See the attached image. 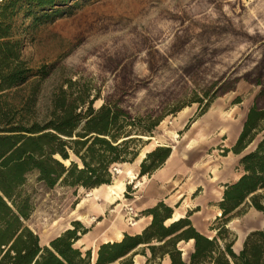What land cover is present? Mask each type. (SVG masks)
I'll use <instances>...</instances> for the list:
<instances>
[{
  "label": "rangeland",
  "instance_id": "1",
  "mask_svg": "<svg viewBox=\"0 0 264 264\" xmlns=\"http://www.w3.org/2000/svg\"><path fill=\"white\" fill-rule=\"evenodd\" d=\"M116 1L75 0L58 8L53 22L32 26L30 20L18 21L17 33L25 41L23 58L38 82L37 118H49L53 96L72 81V91L93 100L95 110L107 104L127 112L134 122L139 117L164 118L150 140L139 137L130 151L140 155L152 142L164 148L180 144L186 156L196 151L195 165L205 159L215 162L198 141L179 143V138L207 105L209 112L220 103L222 120L232 122L252 104L264 109V0H124L127 11L114 19ZM237 97L244 105L234 107ZM184 109L189 115L179 132L175 124ZM69 153L70 162L83 168ZM118 175L112 174L111 184ZM135 186L127 185L124 205L134 199ZM91 190L61 181L49 187L37 173L29 174L20 188L32 210L26 225L38 236L51 233L58 221L65 226ZM87 210L84 206L80 213ZM229 228L239 240L241 234L246 238L264 229V219L247 202ZM180 247L192 250L185 243Z\"/></svg>",
  "mask_w": 264,
  "mask_h": 264
},
{
  "label": "trees",
  "instance_id": "2",
  "mask_svg": "<svg viewBox=\"0 0 264 264\" xmlns=\"http://www.w3.org/2000/svg\"><path fill=\"white\" fill-rule=\"evenodd\" d=\"M73 1L0 3V264H92L91 251L83 253L74 247L78 233L86 232L79 222L49 246L41 245L40 237L25 223L32 210L20 188L31 173H37L49 187L59 181L87 189L110 185L115 164L134 162L139 151H130V146L140 142L139 137H152L164 119L147 116L134 122L127 112L113 110L107 104L95 110L94 101L86 99L85 94L76 95L72 91L75 83L69 81L67 89L53 96L49 118L39 121L35 112L38 82L23 58L25 41L17 33L18 21L30 20L32 26L53 22L58 8ZM206 107L209 109V105ZM81 126L83 132L78 133ZM115 128L117 133H113ZM69 151L83 168L74 161L69 166L62 162L70 161ZM232 152H245L240 160L244 174L226 187L214 238L199 233L189 216L166 225L173 218V210L160 203L146 212L152 222L141 234H126L120 242L100 246L96 264H134L136 255L146 257L147 264H160L166 256L171 264H264V229L248 234L242 249L235 252L236 237L227 228L247 202L264 218V109L252 106ZM170 153V148L158 147L147 154L139 176L160 168ZM190 241L193 251L185 261L180 244Z\"/></svg>",
  "mask_w": 264,
  "mask_h": 264
},
{
  "label": "crops",
  "instance_id": "3",
  "mask_svg": "<svg viewBox=\"0 0 264 264\" xmlns=\"http://www.w3.org/2000/svg\"><path fill=\"white\" fill-rule=\"evenodd\" d=\"M237 100L238 97L233 100L234 107L244 105L242 101L235 104ZM219 106L220 103L214 109L193 122L197 123L198 131L197 134L190 136V138L197 139L201 149L203 148L204 151L209 150L211 152L206 155L207 157L212 159L211 157L214 156L213 158L216 161L214 162L213 159L206 161L205 159L203 163L195 165L197 159L196 151L192 152V156L190 155V157L182 152L180 144L170 147L171 153L165 163L151 174L139 177L141 186H135V192L133 193L134 199L126 200V202L129 201L133 205L139 215L137 226L130 227L128 225L124 207L122 208V214L119 211L118 205L114 207L116 205L107 204L106 208L101 211L100 207L102 202H98V206L92 208L93 200L91 196L85 198L87 202L82 206H87V211L83 214L80 213L82 209V207L78 209L80 203L75 210L80 215L86 216L90 221L89 224L79 222L75 217L59 233L52 234L51 232L43 236L39 235L41 245L49 246L53 239L68 230H73V224L79 222L86 232L84 234L78 233L79 239L76 241L74 247L83 253L91 251V263L96 264L100 246L107 243L120 242L126 234L132 236L141 234L152 222V217L146 212L155 208L160 203L165 204L173 210V218L178 213L183 218L189 216L193 227L199 233L211 239L214 238L217 234V228L220 226L219 223L222 216L220 203L223 200L226 187L236 183L244 174L243 169L240 167V160L248 149L242 154L237 155L232 152V148L236 145L242 133L248 113L253 104L239 117V121L235 120L234 122L222 120V113L219 110ZM192 125L185 130L183 133L184 136L179 138V143L184 140L187 131L191 130ZM184 126L176 127V129L181 132ZM157 147L153 142L149 143L147 146L148 149L145 152L149 154ZM223 153L227 154L225 158L218 160L216 157ZM140 156L141 154L133 164H129L138 175H140V165L143 161V159L140 160ZM255 213L263 217L256 210ZM92 219L95 220L92 221ZM171 223L172 219L168 220L166 225H170ZM229 224L227 225L228 229H230ZM118 231L122 234L121 238L117 237ZM44 237H47L45 241L42 239ZM236 242L233 247L234 250L236 248ZM191 245L192 252L193 244ZM239 251L235 250V252ZM133 262L134 264H147V258L142 255H136ZM160 264H171L170 258L168 256L164 257Z\"/></svg>",
  "mask_w": 264,
  "mask_h": 264
},
{
  "label": "bare ground",
  "instance_id": "4",
  "mask_svg": "<svg viewBox=\"0 0 264 264\" xmlns=\"http://www.w3.org/2000/svg\"><path fill=\"white\" fill-rule=\"evenodd\" d=\"M127 1L125 2L124 0H117L114 4V7L111 8L112 12L115 13L116 15L113 16L114 19H118L123 16V14L127 11V6H126ZM111 12V13H112ZM189 115L188 109H184L179 113V117L177 118V123L175 124V127L179 128L180 126H184L186 124V117ZM197 123H193L191 130L187 131L184 139L190 138L193 134H197L198 127L196 125ZM178 137V135H175ZM146 140H150L151 138L144 137ZM193 142L196 143L197 139L193 138ZM174 149H176L174 147ZM147 156V153L143 151L140 156L141 159H145ZM57 159L61 160L59 156H56ZM62 161V160H61ZM64 164H69L70 161H62ZM139 175L133 171V169L130 167L128 163H125L121 166H119V175L114 179V182L111 185H102L100 187L92 189L87 197L92 196L93 200V205L92 208H95L98 206V202H102V205L100 207V210H104L106 208L107 204L111 205H118V208L120 209V213L123 212L122 208L125 206L123 203H125L124 199V192L126 191V187L128 184H136L137 186H141V183L139 182ZM87 202L86 199H84L79 205L78 209L81 208L85 203ZM122 202V204L120 203ZM122 214V213H121ZM76 217V220L79 222H84L85 224H89L90 221L87 219L86 216L80 215L77 211H74L73 214ZM183 216L181 214H177L172 218V222H176L180 219H182ZM95 219H92L94 221ZM138 224V223H137ZM137 224L135 226H137ZM250 225H253V221L249 222ZM65 226L61 224L59 221L54 224V227L52 229V234L59 233L60 231L63 230ZM46 235V234H44ZM117 237L121 238L122 234L120 231L117 233ZM43 241L47 239V237L42 238ZM245 240V235L241 234V238L237 240L236 242V248L235 250H241L243 243ZM189 244H193V241H190ZM188 244V245H189ZM181 250L183 251V258L185 260L188 259L190 255V250H188L185 247H180ZM95 258V257H94ZM138 264V263H137Z\"/></svg>",
  "mask_w": 264,
  "mask_h": 264
},
{
  "label": "built area",
  "instance_id": "5",
  "mask_svg": "<svg viewBox=\"0 0 264 264\" xmlns=\"http://www.w3.org/2000/svg\"><path fill=\"white\" fill-rule=\"evenodd\" d=\"M2 2H3V0H0V3H2ZM112 174L113 175H118L119 174V169L117 167H113L112 168ZM130 197H131V195H130ZM124 208H125V212H126V215H127L126 219H127L128 225L130 227H134L137 224V222H138L139 215L135 211V209L132 206V204H126Z\"/></svg>",
  "mask_w": 264,
  "mask_h": 264
},
{
  "label": "water",
  "instance_id": "6",
  "mask_svg": "<svg viewBox=\"0 0 264 264\" xmlns=\"http://www.w3.org/2000/svg\"><path fill=\"white\" fill-rule=\"evenodd\" d=\"M182 251V250H181Z\"/></svg>",
  "mask_w": 264,
  "mask_h": 264
}]
</instances>
